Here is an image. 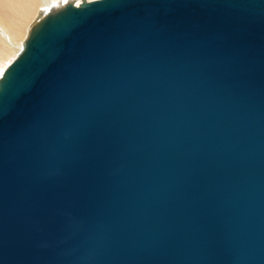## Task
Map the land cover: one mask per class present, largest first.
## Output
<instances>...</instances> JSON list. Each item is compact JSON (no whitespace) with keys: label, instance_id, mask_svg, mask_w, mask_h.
Instances as JSON below:
<instances>
[{"label":"water","instance_id":"obj_1","mask_svg":"<svg viewBox=\"0 0 264 264\" xmlns=\"http://www.w3.org/2000/svg\"><path fill=\"white\" fill-rule=\"evenodd\" d=\"M0 264H264V0H82L0 79Z\"/></svg>","mask_w":264,"mask_h":264},{"label":"bare ground","instance_id":"obj_2","mask_svg":"<svg viewBox=\"0 0 264 264\" xmlns=\"http://www.w3.org/2000/svg\"><path fill=\"white\" fill-rule=\"evenodd\" d=\"M69 3L78 6L82 0H0V79L22 51L36 17L43 18Z\"/></svg>","mask_w":264,"mask_h":264},{"label":"rangeland","instance_id":"obj_3","mask_svg":"<svg viewBox=\"0 0 264 264\" xmlns=\"http://www.w3.org/2000/svg\"><path fill=\"white\" fill-rule=\"evenodd\" d=\"M74 4H75V3H74ZM38 19H40L39 16H37L36 19L33 21V23H34V24H33V27H34V25L37 23L36 21H37ZM31 26H32V25H31ZM27 37H28V36H27ZM13 57H14V56H13ZM11 60H12V58H11Z\"/></svg>","mask_w":264,"mask_h":264}]
</instances>
